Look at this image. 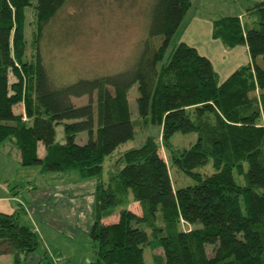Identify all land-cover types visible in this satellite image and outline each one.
<instances>
[{
  "label": "trees",
  "instance_id": "trees-1",
  "mask_svg": "<svg viewBox=\"0 0 264 264\" xmlns=\"http://www.w3.org/2000/svg\"><path fill=\"white\" fill-rule=\"evenodd\" d=\"M67 1L0 0V145L12 141L19 162L42 174L96 177L91 264H146V248L162 250L152 254L155 264H264V0L242 15L213 19L212 36L229 49L247 45L251 58L223 82L207 55L185 41L171 44L194 0H152L130 68L60 84L42 41ZM33 4L29 56L26 7ZM136 83L134 118L129 91ZM85 96L86 103L75 101ZM140 123L158 126L161 142L148 135L120 153L123 166L105 180L106 158ZM59 124L65 142L56 139ZM84 132L87 140L78 142ZM176 132L198 137L179 149L172 143ZM161 147L172 166L198 183L175 187ZM209 165V174L198 169ZM24 213L21 206L0 211V255L13 254L14 264H24L40 244L34 227L21 220ZM197 221L201 226L183 227Z\"/></svg>",
  "mask_w": 264,
  "mask_h": 264
},
{
  "label": "rangeland",
  "instance_id": "rangeland-1",
  "mask_svg": "<svg viewBox=\"0 0 264 264\" xmlns=\"http://www.w3.org/2000/svg\"><path fill=\"white\" fill-rule=\"evenodd\" d=\"M257 1L194 0L192 8L173 36L172 46L187 39L186 43L197 49L199 47V52L205 55L204 52H206L208 40H210L211 36L210 34L206 35V26L204 24L196 23L199 26V29H197L192 21L197 16L208 18V16L212 15L217 18L244 13L247 7L253 6ZM33 3L36 4V1ZM150 3H152V0L67 1L47 26L42 41L43 56L56 81L60 84H68L81 77L93 78L105 74H114L130 68L135 63L141 43L147 34L149 23L147 13L151 6ZM34 4L26 7L25 33L29 56L33 52V35L36 31ZM161 40L162 36H156V42L159 43ZM239 48L242 47L240 46ZM231 56H234V54ZM248 62L245 61L241 65H245ZM137 96L138 85L136 83L129 91L130 109L134 118L138 114ZM75 101L79 104L86 103L88 97L75 98ZM160 132L158 126L147 127L141 123L137 124L134 137L123 143L106 158L103 172L104 179L108 180L111 173L123 166V164L117 162L120 153L127 149L138 147L148 135H154L161 142ZM197 137L198 135L195 132H176L172 136V143L179 149H185L193 145ZM56 139L59 142H65L63 124L57 126ZM85 140H87L86 132L77 136L78 142ZM16 151L19 152L17 148ZM15 152L6 153L4 151L0 154L1 183H4L7 178L12 182V184L5 186L9 194L16 193V188L14 187L16 184H22L20 196L28 198L30 191L27 188L28 185L40 189L50 185L73 186L75 183L80 185L81 182L88 186L90 183L97 182L96 177L84 178L78 171L42 174L38 166L22 165ZM168 153L166 148L161 147L162 156L170 163ZM209 163L211 164V160ZM198 169L203 174L212 172L210 165ZM170 171L175 187L198 183V180L194 177L172 166L171 163ZM1 172L5 177H2ZM1 190L2 187H0ZM95 199L96 187H94V191L88 197L91 202L83 203L76 209V213L72 217L61 220L63 230L51 227L49 223L41 222L37 217H32L26 213L21 216V220L32 225L39 235L40 244L35 250V254L43 258L40 264H91L96 259V247L90 235L91 223L96 216ZM158 223H162L160 213L158 214ZM198 226H201V221L188 225L184 223L183 225L184 228ZM208 250L211 252L212 247L209 246ZM153 253H162V250L159 248L151 251L146 248V264H155L152 259ZM34 256L36 255L26 259L24 264H37Z\"/></svg>",
  "mask_w": 264,
  "mask_h": 264
},
{
  "label": "crops",
  "instance_id": "crops-1",
  "mask_svg": "<svg viewBox=\"0 0 264 264\" xmlns=\"http://www.w3.org/2000/svg\"><path fill=\"white\" fill-rule=\"evenodd\" d=\"M242 14L243 13H239L237 15ZM214 18L215 17L212 15L208 16V18L197 16L192 22L195 23L194 26H196L197 29H199V26H197L196 23L201 25L204 24L206 26V35L210 34L211 37L210 40H208L209 45L207 44L206 52H204V54L212 60L214 67L220 76V81H222L225 80L233 70L240 67L242 63H245V61L250 62L251 58L250 54H248L247 45H238L229 49L222 44L221 40L215 39L212 36ZM185 41H187V39H185ZM240 46L242 48H239ZM232 54H234V56H231ZM8 142H10V144H8ZM16 148L17 146L12 141H7L0 145V154L4 151L6 153L15 152ZM15 153L17 158L20 159V152L16 151ZM1 174L2 177H5L2 172ZM1 180L2 178L0 177V187H2V190L0 191V211L12 214L21 206L25 209L27 215L37 217L41 222L49 223L51 227L60 230H63L61 220L69 219L76 213V209L80 205L83 203L85 204V202H91L92 199L88 200V197L94 191V187L97 186V182L90 183L88 186H86L84 182H81L80 185L75 183L78 188H76L75 185H50L48 187L37 189L36 187H32V185H28L27 188L28 190L30 189L29 197L24 198L20 196L22 184H16L14 186L16 188V193L9 194L5 186L12 184V182L8 178L4 183H1ZM93 220L91 226L93 225ZM35 253V251L32 252L27 256V259L36 255L34 257H36L37 264H40L43 258ZM14 263L15 260L13 254L0 255V264Z\"/></svg>",
  "mask_w": 264,
  "mask_h": 264
}]
</instances>
